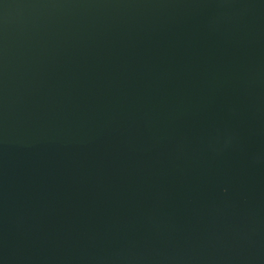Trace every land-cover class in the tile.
<instances>
[{"label": "water", "instance_id": "1", "mask_svg": "<svg viewBox=\"0 0 264 264\" xmlns=\"http://www.w3.org/2000/svg\"><path fill=\"white\" fill-rule=\"evenodd\" d=\"M0 264H264V0H0Z\"/></svg>", "mask_w": 264, "mask_h": 264}]
</instances>
